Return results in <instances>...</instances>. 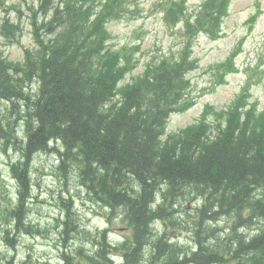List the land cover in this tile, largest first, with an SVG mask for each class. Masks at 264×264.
Returning a JSON list of instances; mask_svg holds the SVG:
<instances>
[{
  "label": "trees",
  "instance_id": "trees-1",
  "mask_svg": "<svg viewBox=\"0 0 264 264\" xmlns=\"http://www.w3.org/2000/svg\"><path fill=\"white\" fill-rule=\"evenodd\" d=\"M39 1L46 9L49 0ZM224 4L211 2L194 25L185 21L187 43L177 57L155 61L124 84L126 61L110 50L107 24L128 12L133 0H50L47 20L33 24L37 48L16 63L0 50V134L5 147L23 143L10 165L17 180L9 213L16 235L21 227L40 232L26 221L30 164L38 153L56 152L60 170L75 166L88 195L122 210L132 227V240L119 245L98 231L91 240L95 251H76L89 264H115L113 252L122 253V264H264V116L251 109L240 114L234 106L215 129L200 121L165 134L168 116L188 102L192 30L211 34ZM8 107L13 116L3 117ZM187 196L200 204L183 226L176 203ZM62 203L65 241L79 227L68 202ZM222 220L225 229L217 227ZM158 222L189 229L193 247L178 248L156 230ZM250 229L259 232L250 235ZM220 231L226 234L216 236ZM72 258L66 251L62 256L65 264H74Z\"/></svg>",
  "mask_w": 264,
  "mask_h": 264
},
{
  "label": "rangeland",
  "instance_id": "rangeland-1",
  "mask_svg": "<svg viewBox=\"0 0 264 264\" xmlns=\"http://www.w3.org/2000/svg\"><path fill=\"white\" fill-rule=\"evenodd\" d=\"M133 1L128 12H121L107 24L110 50L126 61L121 84L142 75L163 57H177L187 43L185 21L190 20L194 25L199 14L203 21L210 3L216 0ZM49 3L50 0L47 8L41 10L39 0H0V50L8 61L22 62L27 53L37 48L33 24L46 21L51 12ZM210 28L211 34L205 29L192 30L196 34L190 54L193 66L186 75L188 102L181 112L168 116L165 127L168 136L200 121L215 129L218 123L226 122L234 105L240 112L251 107L264 116V0H225L218 26L212 24ZM30 85L34 90V85ZM12 111L8 107L3 117L13 116ZM20 143L23 146L19 142L5 147L0 134V264H65L62 259L65 251L74 257V264H89L76 251H95L91 240L98 231L105 230L106 239L114 245L132 240V227L124 219L122 210H111L89 196L75 166L65 171L59 169L56 152L38 153L30 164L33 188L26 217L33 230L40 232L28 233L21 227L16 235L9 213L16 203L17 182L11 175L10 165L20 158ZM191 197L176 203L179 211L176 219L183 226L186 221H193V209L200 204ZM63 201L68 202L79 227V233L72 234H79L77 238L72 236L65 241L59 226V221L66 216ZM155 227L174 243L194 245L189 229L172 228L160 222ZM217 227L225 229L226 221L222 220ZM246 232L254 235L259 230ZM221 233L226 231L216 236L220 237ZM9 238L14 240V248ZM114 255L116 264H122L121 254Z\"/></svg>",
  "mask_w": 264,
  "mask_h": 264
},
{
  "label": "bare ground",
  "instance_id": "bare-ground-1",
  "mask_svg": "<svg viewBox=\"0 0 264 264\" xmlns=\"http://www.w3.org/2000/svg\"><path fill=\"white\" fill-rule=\"evenodd\" d=\"M20 112V111H19ZM17 113V112H16ZM12 119V118H11ZM19 122V121H18ZM51 145V144H50ZM49 145V146H50ZM53 147V146H52ZM34 169V168H33ZM38 169V168H37ZM12 175V174H11ZM80 179V178H79ZM16 180V179H15ZM133 180V179H132ZM14 181V180H13ZM16 182H17V180H16ZM93 186V185H92ZM89 192H90V190H89ZM189 194V193H188ZM198 194V193H197ZM190 195H191V193H190ZM41 197V196H40ZM94 197V196H93ZM96 199V198H95ZM175 199H177V198H175ZM156 200V199H155ZM102 202V201H101ZM176 202V201H175ZM103 203V202H102ZM105 203V202H104ZM107 204V203H106ZM209 204H211V203H209ZM111 205V204H110ZM112 206V205H111ZM110 206V207H111ZM173 206V205H172ZM172 206H171V208H172ZM118 207V206H117ZM153 208V207H152ZM154 208H156V207H154ZM174 208V207H173ZM165 210V209H164ZM167 210V209H166ZM169 210V209H168ZM173 210V209H172ZM174 213V212H173ZM170 214H171V212H170ZM125 218V217H124ZM167 220V222H168V219H166ZM153 221V220H152ZM172 221V220H171ZM154 224V223H153ZM175 224V223H174ZM57 225V224H56ZM155 226V225H154ZM185 226V225H184ZM220 227V226H219ZM153 228V227H152ZM203 228V227H202ZM155 229V228H154ZM157 230V229H156ZM219 230V229H218ZM105 231V230H104ZM103 231V232H104ZM152 231H150V233H151ZM89 233V232H88ZM209 233V232H208ZM210 233H211V231H210ZM105 234V233H104ZM107 234V233H106ZM206 234V233H205ZM222 234V233H221ZM209 235V234H208ZM82 236V235H81ZM86 236V235H85ZM205 236V235H204ZM223 236V235H222ZM107 237V236H106ZM149 237V236H148ZM211 237V236H210ZM252 237V236H251ZM147 238V237H146ZM160 238V237H159ZM149 239V238H148ZM157 239V238H156ZM166 239V238H165ZM219 240H221L220 238H218ZM99 240V239H98ZM250 240V239H249ZM105 241V240H104ZM154 241V240H153ZM206 241V240H205ZM208 241V240H207ZM105 242H107V241H105ZM207 243H209V242H207ZM107 244V243H106ZM109 245V244H108ZM103 246V245H102ZM110 246V245H109ZM172 246V245H171ZM176 245H173V247H175ZM177 246H178V244H177ZM176 246V247H177ZM223 246V245H222ZM172 247V248H173ZM100 248V247H99ZM117 248H119V247H117ZM178 248H179V246H178ZM103 249V248H102ZM107 249V248H106ZM105 249V250H106ZM109 249V248H108ZM175 249V248H174ZM181 250H182V248H180ZM65 250V249H64ZM178 250V249H177ZM113 251V250H112ZM105 251H103V253H104ZM152 252V251H151ZM178 252V251H177ZM181 252V251H180ZM183 252V251H182ZM101 253V252H100ZM95 254H96V252H95ZM105 256V255H104ZM108 256V255H107ZM185 256V255H184ZM110 257V256H109ZM105 260H106V257H105ZM139 260V259H138ZM148 261V260H147ZM113 263H114V261H113Z\"/></svg>",
  "mask_w": 264,
  "mask_h": 264
}]
</instances>
